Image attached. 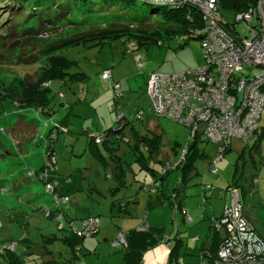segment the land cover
Wrapping results in <instances>:
<instances>
[{"label": "rangeland", "instance_id": "374dc122", "mask_svg": "<svg viewBox=\"0 0 264 264\" xmlns=\"http://www.w3.org/2000/svg\"><path fill=\"white\" fill-rule=\"evenodd\" d=\"M7 2L22 7L19 10L5 9ZM152 8L155 9V7L138 2L129 4L117 0H0V88L7 86L12 91L19 92L16 79H25L29 83H34L46 70L45 67L44 69L41 67L46 66L48 68L50 60H53L48 57L43 58V49L48 45L57 48L58 42H63L65 39L79 36H87L88 39L91 35L98 33L100 29H107L108 32L111 29H117L118 32L119 30H129L135 34L139 33L149 37L152 34L153 36L157 35V37L169 35L168 29L163 25H159V23L167 24L168 18L165 17L162 10L152 13ZM221 14L226 22L234 23L232 12L221 9ZM142 18L144 20L138 21V23L143 27L138 30L130 28V22L135 25L136 21ZM49 21L55 23L52 29ZM29 28L36 30L31 32L35 33L29 34ZM226 28L232 31L231 25H227ZM235 31L241 37L247 34L246 27L239 24L235 26ZM130 41L126 37L114 38L105 43L92 40L87 42L86 45L74 46L58 52L59 56L74 62V66L69 70L70 74L83 73L86 79L71 82L67 77L66 83L54 81L49 85V107L53 111L52 117L47 118L40 114L39 117L34 112L18 114L12 100L0 98V254L8 246L11 239L15 241L11 242L14 245V251L22 256V251H26V249L24 244L19 241L26 238L33 244L31 245L33 251L35 246L36 251L40 247L42 248L44 259L50 260V263L46 264H65V260L68 259L69 261L71 258L69 249L60 240L45 242V239L42 238L56 237V239H62L70 237L68 230L70 220L66 219L68 215L66 214L65 218L63 217L60 222H57L54 218L48 220L44 216V211L41 214L36 212V206L31 209L28 208L33 203L34 194L37 193L44 198H48V200L50 199L49 203L53 207L55 206L52 197L45 191L43 183L37 182L39 183V189L34 191V194L23 190L25 184L28 185L26 180H33L27 175L33 170L31 164L26 161V157L19 155V152H22L23 142L19 140L20 129H17L16 126L20 122L27 124L34 122L36 125L39 123L44 130L46 120L50 121L51 127L60 115L62 106L68 108V110L62 111L63 113L59 117L60 119H68V123H70L69 136H67L69 141H66L65 135L60 134V139L53 143L58 161L57 172L59 176L52 175L50 182L52 185L55 183L63 184L65 181L70 182V186H73L70 189L71 191L77 188L74 189L73 193L75 192L74 194L80 204V210H77L75 215L82 217L87 214L86 208L93 207L94 214L99 215L103 222L110 217L108 215L110 209L107 205L111 201L109 189L115 185L113 179L107 177V175H110L111 167L104 170L86 152L89 138L84 134V131L91 130L96 135H100L103 131L102 128L115 127L112 124L113 121L116 124V118L120 112L118 110L113 113L108 111L107 106L110 98L112 103L118 92L123 93L126 99L120 97L119 101H122L121 104L126 102L127 106L123 107V112L127 113L135 128L139 127L142 122L130 116L133 109L137 111L141 107V110L146 113L152 112L149 119L150 124L147 128L153 133L162 134L161 155L164 154L171 162L174 161L170 149L172 142L177 141L182 146L187 143L190 131L166 116H157L151 108L146 88L149 75L152 73L176 74L190 68L203 66L204 60L199 41L195 39L188 40L185 37L184 42L179 44L178 39L173 38L165 40L162 47L155 44L147 50H140L136 46L132 49L133 52L129 53L128 44ZM183 44H185L183 47H179ZM57 54L55 53L52 56ZM135 55H138L139 63L136 62ZM104 70H110L117 76L123 74L122 88L118 86L117 89H113L112 80L110 82L102 81L101 74ZM0 93H2L1 90ZM23 116L26 119H23ZM56 125L60 127V124ZM261 126L264 127V114ZM29 137H32L33 141L30 144L29 151H35L36 153L43 151V145H38L42 141L46 145V152L51 142L50 137L39 138V135L35 137V133H31ZM197 144L200 151L205 152L211 157V160L215 158L216 153L214 154L212 150V144L205 142H198ZM261 146L264 151V141ZM230 148L231 151L222 158L224 160L221 163L224 164V168L221 169L220 163L218 166L219 174L216 177L209 173L210 168L207 169L206 160L197 164V168L202 175L208 173L210 182L214 178L221 177L224 171L227 173L224 176L228 183L231 182L233 165L238 155L237 150L240 152L243 145L241 142L234 140ZM249 159V157L246 159L247 168L244 169L246 178L251 177L250 173L252 171V163L249 162ZM176 162L170 164L174 165ZM242 164L243 162L240 161V166ZM153 166L157 168L159 165L155 164ZM157 173L161 176L163 169L158 167ZM10 174L15 175V178H9ZM176 174L177 172L171 173L172 176L174 175L170 180L171 184L174 183ZM57 176L59 178L55 180ZM132 178L134 177L128 173L126 178L128 187L123 189L122 195L127 196L139 191L137 188H139V182L143 181V178L138 179L140 178L138 175V183L134 182ZM147 179H150V177ZM198 183H200L198 178L193 179L189 189L193 190L194 186L198 188ZM94 187H97L101 194L96 192ZM39 190L41 192H38ZM252 191L251 186H248V196H253ZM26 206L27 209H25ZM70 206L72 208L71 203ZM21 207L25 211L21 212ZM50 211L54 212L53 210ZM59 227H62L63 230H60ZM114 248H111L114 255L122 252V249L116 250V248L121 247ZM107 252L104 251L103 253L106 255ZM94 258V262L101 260V264H104L101 257L94 256ZM26 260L24 264H41L37 255L34 258L30 256ZM81 261L82 259L79 262ZM0 264H5L1 255Z\"/></svg>", "mask_w": 264, "mask_h": 264}, {"label": "crops", "instance_id": "0c3cea01", "mask_svg": "<svg viewBox=\"0 0 264 264\" xmlns=\"http://www.w3.org/2000/svg\"><path fill=\"white\" fill-rule=\"evenodd\" d=\"M111 80L113 84H117L119 88H122V83L124 80L123 74L117 76L111 72ZM122 97L124 100L126 99V97L123 96V93ZM119 100L117 103L120 106V111H118L122 116V120L118 118V114L116 118V124H114L113 121L112 125L113 127L115 126L114 128L119 126L123 128V135L116 136L119 137L118 139H121L122 137L124 139L120 140L117 151L113 152L109 150L112 145L106 146L101 144H97L98 148L96 150L101 156L104 157L105 160L108 161L111 160L110 156L113 154L116 155L119 162L123 163L124 165L128 164V168L131 166V171L129 173L132 177H134L132 178L133 181L138 183L137 178L139 175L140 178L138 179L143 178V181H141L143 183L139 182L140 186L137 188L139 190L138 192L136 191L131 195L124 196L121 194L123 189L121 191L115 190L117 183L112 177H110L113 179L115 186L109 189L111 201L107 205L108 209H110L108 213L110 217H108L105 222L102 221V218H100L99 215L94 214L93 207L86 208V215H80L82 217H77L75 213L77 210H80V204L77 200V196L74 194L75 192L73 193L74 189L76 190L77 188H74L71 191L70 189L73 188V186H70L71 183L67 181H65V183L63 182V184H59L63 190L62 192L69 196L68 204L58 208V210L62 212L64 218L67 215L69 216L66 217L68 221L80 220L89 217L99 218L98 234L95 237L85 238L82 241V261L78 262L77 264H101V260H96L94 262V256H98L99 258L101 257L103 261L102 263L104 264H172L173 262H178L180 264H198L201 253L203 251L212 252L216 247V243L220 240L221 236L212 231L211 220L220 218L223 208L230 203L231 198L227 191L229 188L234 189L235 194L242 205L243 217L264 241V151L261 146L264 141V127L261 126V121L258 133L254 135L247 144L238 139H233L231 141V144L234 140H236L241 142L243 145V149H241L240 152L237 150L238 155L236 162L233 165L231 182L228 183L227 179L225 178L224 174H227L225 171L222 173L221 177L214 178L213 181L210 182L208 173L202 175L197 168V164L205 160L207 161V169L210 168L211 157H209L205 152L200 151L198 148L197 143L203 142L202 140L197 139L196 137H188L189 139L187 138V143L183 146L177 141H173L170 149L174 161L171 162L167 157L164 156V154L161 155L163 141L162 134L153 133L147 128V126L150 124L149 119L152 116V112L150 111V113H146L144 110H141V107L140 109H137V111L133 109L132 113H130V116H133L135 120L142 122L139 127L135 128L130 122L127 113L125 111L123 112V107L127 106L126 102L124 101L125 103L121 104L120 102L122 101ZM113 101L114 100H112L111 103L110 98L109 104L107 106L110 113L115 112V110L117 111L116 107H114L115 103H113ZM65 110H68V108L62 106L60 115L63 113L62 111ZM138 110L142 113L141 119L135 118ZM59 116L56 122L51 125V127L49 120H47L49 121L47 125L44 122V130L38 122H35L38 123L37 125H35L34 122H31L32 124L20 122L21 124L19 123L16 126L17 129H20V133L18 134L19 140L23 142L22 152H19V155L26 157V161L31 164L33 171H37L42 168L46 145L42 141L38 143L40 146L43 145V151H39V154L35 151H29L30 144L33 142L31 139L32 137H29V135L31 133H35V137L37 135H39V138L46 137L48 136V133L52 129L53 125L56 124H60L61 127L69 128L70 123H68V119H60ZM23 119L26 118L24 117ZM109 128L112 127L110 126ZM109 128L102 129L104 131V129L108 130ZM68 134L69 131L68 133L63 134L65 135L67 142L69 141V138H67V136H69ZM59 135L60 134H58L55 141L60 139ZM144 137H157L158 141L156 145L157 147L153 151L154 153L152 158H150L147 163V169L140 170V166L136 163V161H139L138 159L143 160L140 157H143V155L147 154V147L142 146L140 143L141 138ZM108 140L110 141V139ZM230 147L229 152L231 151ZM92 148L93 147L89 140L87 143L86 152L90 155L94 162L98 164L95 161ZM184 150L187 151L186 157L184 159L185 164L183 163L184 166H180L179 168L172 171L177 172L174 183H170V180L174 177V175H171L172 172H170V174H168V176L163 181H159L160 176L157 173V168L159 167L163 169L166 164L178 161L182 151ZM212 150L215 154L216 147L214 145H212ZM248 157L250 158L249 162L252 163V171L250 173L251 177L249 176L250 178H246L244 176V169L247 168L246 159H248ZM223 160L224 159L217 163V173L215 175L209 172L212 176H218V166ZM240 161L243 162L241 166ZM155 164H158L159 166L155 168L153 166ZM220 167L223 169L224 164L221 163ZM103 168L106 170L108 167L103 166ZM57 175L59 176L58 172ZM58 176L55 180H58ZM109 176L110 175H107V177ZM148 177H150V179H147ZM9 178L14 179L15 175L13 176L10 174ZM195 178L200 180V183H198L199 187L196 188V186L193 185V190H190L189 186L192 185V181ZM254 179L257 180L255 184L253 182ZM146 180L150 182L147 181L146 184ZM26 182L28 185L25 184L23 190L29 191L30 194H34V191L39 189V183H37L38 181L26 180ZM125 183V188H127L128 185L126 179ZM144 186H155V188L153 191H146L143 189ZM248 186H251L253 190L251 192L253 195L252 197L248 196ZM34 187L36 188L34 189ZM94 190L101 194L97 187H94ZM38 192H41V190ZM33 198V203L30 207L28 206V208L31 209L33 206H36L35 211L39 214H41V212L47 208L53 211L56 210V208L49 203L50 199L48 200V198H44L43 196L39 195V193L34 194ZM25 209H27V206ZM20 210L21 212L25 211L22 207ZM44 216H46V214ZM186 216L190 218L189 221L186 220ZM143 220H145L147 228L146 230H138ZM120 233L126 235L127 246L125 248H116V250L122 249V252L114 255V251L111 252V248H114L112 241L116 240L118 234ZM42 238L45 239V242H52L49 240L51 238ZM62 239L55 240H60L64 244ZM167 239H169V246L166 245ZM11 242L15 241L10 239L8 244ZM19 242L24 244L26 249V251H22V256L15 252L22 258V260L25 261L26 259H29L30 256L34 258L37 255V258L40 260L41 264L50 263V260L44 259L41 247L38 251H36L35 246L33 251L31 246L33 244L29 239L23 238ZM104 251H108L106 255L103 253ZM0 255L2 257V254ZM59 259H61V257H59ZM52 262L54 263V261ZM71 262L72 254L70 260L68 261V259H66L64 263L70 264ZM4 263L6 264L5 261Z\"/></svg>", "mask_w": 264, "mask_h": 264}, {"label": "built area", "instance_id": "2783aa9c", "mask_svg": "<svg viewBox=\"0 0 264 264\" xmlns=\"http://www.w3.org/2000/svg\"><path fill=\"white\" fill-rule=\"evenodd\" d=\"M171 11L188 9L199 18L196 26L190 28L188 36L199 41L204 65L190 68L176 74L152 73L149 75L146 93L153 112L163 115L189 129V138L197 136L200 140L216 147V156L210 162V173H217V163L233 139L247 144L259 129L264 111V28L250 26L248 36L240 38L236 32L229 31L227 23L219 12V0H134ZM194 20L189 13H184ZM255 12L239 13L235 21L250 23ZM198 21V20H197ZM181 40V37L178 38ZM138 61V57L135 58ZM111 73L101 74L103 81L110 79ZM117 89L118 85H114ZM115 97H121L118 92ZM39 110L36 111L38 115ZM121 114L118 118H121ZM138 118L142 113L137 114ZM66 133L65 127L55 126ZM95 144L103 142L104 136L90 135ZM51 140L53 135L49 136ZM44 168L27 175L33 180L43 182L45 191L52 197L56 210V221L63 215L59 204L66 205L68 197H58L50 182L51 171L56 170L55 154L46 150ZM186 150L174 165L166 164L164 171L173 170L184 163ZM254 184L257 182L255 179ZM231 201L223 208L219 219L211 220L213 232L220 235L215 254L203 251L198 264H264V241L242 215V205L233 188L228 191ZM51 211L46 210V216ZM186 220H190L186 216ZM99 226L97 218L70 220L69 232L77 238L94 235ZM145 220L138 230H146ZM62 230V227H59ZM169 239L166 245L169 246ZM114 247L127 246L126 235L118 234ZM3 250H14L8 244ZM78 252V248H75ZM77 254V253H76ZM172 264H180L173 262Z\"/></svg>", "mask_w": 264, "mask_h": 264}, {"label": "trees", "instance_id": "16d2710c", "mask_svg": "<svg viewBox=\"0 0 264 264\" xmlns=\"http://www.w3.org/2000/svg\"><path fill=\"white\" fill-rule=\"evenodd\" d=\"M117 1H125L126 3H129V4L136 2L134 0H117ZM138 3H140V2H138ZM257 3H258V0H219V6H218L219 9L218 10H219L220 14H221V9H225V10L232 12V14L234 15V23L230 24V23L226 22L227 25H231L234 32H236L235 26H237L238 24L245 26L247 29V34L244 37H246V36H248L250 26H254V27L255 26H258V27L261 26V23L258 20V15H257V10H256ZM54 4H55V2H54ZM141 4H144V3H141ZM144 5H148L150 7H155V9L154 8L151 9L152 13L162 10L165 17L168 18V22H166L167 24L159 23V25H163L166 29H168L167 32L170 33L169 35H167L165 37H157V35L153 36V34H152V36L149 37V36H145V35H142L139 33L135 34L129 30H122V31L119 30V32H120L119 33L117 31V29H111L109 32L107 29H102V30L100 29L98 33L91 35V37L89 36L90 38H88V39L86 38L87 36H84V37L79 36L77 38H69V39H65L63 42H58L59 45L57 46V48H55L53 45H48L42 51L43 56H44L43 58L48 57V58H51L53 60H50V65H48V68L46 66L41 67L42 69H44V67L46 69L45 71H43L44 74L42 73L41 76H39L37 78V80H35L34 83H29L25 79H22V80L16 79L18 82L17 86L19 88V90H18L19 92H16V90L12 91L9 87L5 86V87L0 88V90L2 92V93H0V98H3V99L9 98L10 100H12L15 103L18 114L22 113V112L23 113L24 112H27V113L34 112L35 114H37L36 111L39 110V112H38L39 117H40V115L47 117V118L52 117L53 111L49 107L50 106V97H49L50 86L49 85L54 81H60V82L66 83V81L68 80L67 77H69V80L71 82L84 81L86 79V76L83 73L70 74L69 70L74 66V62L66 59L65 57L59 56L57 54L58 52L65 50V49H68L70 47L79 46V45H86L87 42H90L92 40H98L101 43H105L109 40H112L114 38H119V37H126L129 41L132 39V41H130L128 44L129 53L133 52L132 49L136 46H137V49H140V50L141 49L147 50L149 47H151L152 45H155V44L162 47L163 42L165 40H170L173 38L178 39L179 37H181V40H178L179 44L181 42H184L185 37H187L188 40L194 39V38L188 36L189 29L195 27L197 22H199V18L197 17V15H195L194 11H189L188 9H184V10L179 12V11H171V10L164 9L161 7H157V6H151V5L146 4V3ZM10 7H12V8H10ZM21 7H22L21 5H16V4L13 5V4H10L8 2L5 4V9L9 8L11 10H15V9L19 10V9H21ZM33 10L35 11V8ZM249 10H252L253 12H255V17H254V19H252V21L250 23L243 24V23H239V22L235 21V16L237 14L248 12ZM184 13H189L191 15V17L194 18V20L192 21V20L187 19L184 16ZM143 20H144V18L138 19L136 21L135 25L133 24V22H130L131 23L130 28L134 29V30L140 29L143 26L140 23H138V21L141 22ZM68 23H71V22H68ZM49 24L51 25V29L55 25V23H52L50 21H49ZM32 31H36V30L29 28V32H30L29 34L35 33V32L31 33ZM172 34H174V35H172ZM236 34L240 38H243L240 36V34L238 32H236ZM54 45H56V44H54ZM184 45L185 44L180 45L179 47H183ZM55 53L57 55L52 56ZM134 57L136 58V57H138V55H135ZM136 62L139 63V59ZM106 71H109L111 73L110 70H106ZM103 72H105V71H103ZM110 80H111V75H110V79L106 82H110ZM46 84H48V86H46ZM114 85H117V84H114ZM120 93H121V97H122V92H120ZM118 100H119V98L117 99L116 97H114L115 107L117 110L120 111V106L117 103ZM137 114L135 115V118L141 119L142 117L138 118ZM263 114H264V111H263L262 115ZM262 115H261V119H262ZM119 119L122 120V117ZM261 119H260V121H261ZM48 122L49 121H47V120L45 121L46 125L48 124ZM67 129L68 128H66V130ZM259 129H260V122H259ZM259 129H258V131H259ZM68 131L69 130H67L66 133H68ZM258 131L256 132V134L258 133ZM58 134H64V132L60 131L55 126H53L52 129L48 133V137L50 135H53L54 138L51 140L47 150H49L51 153L55 154L56 167H57L56 170L51 171V173H52V174H50L51 176L57 175V170H58V161H57L56 153L53 149V143L56 140ZM84 134L89 138L90 143L93 147L92 151L94 154L95 161L99 165H101L102 167L103 166L104 167H111L110 168L111 174L109 177H112L115 180V182L117 183V187L115 190L121 191L122 189H124L126 187L125 179H126L127 174L131 171V166L128 168V164L124 165L123 163L119 162L116 155H114L113 153H112L113 155L110 156V159H111L110 161L105 160L104 157L101 156L99 154V152L96 150L98 148L97 144L94 143L93 138L90 136L91 134H93V135H96V134L93 133L91 130L84 131ZM101 134L104 136V138H103V142L100 144L106 145V146L112 145V147H110V148L108 147V148L110 151H113V152L118 150L120 140L124 139L123 137L122 138L120 137L121 139H118L119 137H117L118 135H123V128L120 126L117 128H109L108 130H104ZM195 137L197 139H199L197 136H195ZM108 139H110V141ZM111 139H112V141H111ZM157 141H158L157 137L141 138L140 143L142 144V146L147 147V150H146L147 154L143 155V157H140L143 160L138 159L139 161H136V163L140 166L139 167L140 170H146L147 169L146 168L147 163H148L149 159L152 158V155L154 153L153 151L157 147L156 146ZM114 144H116V145H114ZM230 145H231V143H230ZM229 147L230 146H228L226 148V150L224 152V156L229 152ZM186 150H187V147H186ZM45 153L46 152H44V162H43V166L41 169L44 168V163L46 161ZM186 153H187V151H186ZM185 157H186V155H185ZM184 164H185V162H184ZM184 164L183 165H182V163L179 164V166H176L173 170L164 171V168H163V173L161 174L159 181H163L168 176V174H170V172L174 171L175 169L179 168L180 166H184ZM169 165H171V164H169ZM37 171H32V172H37ZM47 182H49V181L44 179V181L40 182V183L44 184ZM52 187H53V192L56 196H58V197L66 196V197H68V202H69V196L62 192L63 190L59 184L55 183L52 185ZM154 188H155V186H144L143 187V189L146 191H153ZM229 189H231V188H229ZM227 191H229V190H227ZM61 206H65V205L59 204L58 207L60 208ZM46 210L47 209L43 210L45 214H46ZM54 213L55 212H51V214L46 216V218L50 219L53 217L54 219H56V215ZM60 213L62 214V212H60ZM89 218H97V217H89ZM85 219H88V218H85ZM85 219H80V220H85ZM97 219L99 221V218H97ZM98 231H99V226H98L97 232L90 237L77 238L70 233V237H66V238L62 239V241L69 248L70 253L72 254V262H71L72 264H77L80 261V259H82V256H83L82 252H81L82 251V249H81L82 241L85 238L95 237L98 234ZM55 239L56 238L53 237L49 240L53 241ZM75 248L79 249L78 252L75 250ZM217 248H218V242L216 243V247L213 249V251L211 253L215 254ZM1 254H2V257H3L4 261L6 262V264H23V262H24V260H22V258L20 256H18L14 250L13 251L3 250L1 252Z\"/></svg>", "mask_w": 264, "mask_h": 264}, {"label": "water", "instance_id": "95a60500", "mask_svg": "<svg viewBox=\"0 0 264 264\" xmlns=\"http://www.w3.org/2000/svg\"><path fill=\"white\" fill-rule=\"evenodd\" d=\"M257 15L261 26L264 28V0H258L257 3Z\"/></svg>", "mask_w": 264, "mask_h": 264}]
</instances>
